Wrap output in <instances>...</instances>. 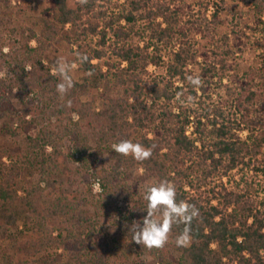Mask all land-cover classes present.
<instances>
[{
    "label": "trees",
    "instance_id": "1",
    "mask_svg": "<svg viewBox=\"0 0 264 264\" xmlns=\"http://www.w3.org/2000/svg\"><path fill=\"white\" fill-rule=\"evenodd\" d=\"M43 15L28 33H0L7 68L0 125L14 134L20 113L24 137L16 149L0 144V264H36L27 258L61 248L75 264H107L104 218H113L129 246L153 264L176 263L174 252L177 264H264V0H76L73 7L50 0ZM62 42L76 47L86 73L63 96L53 73ZM247 52L254 65L242 59ZM81 55L88 57L82 64ZM88 89L101 91L100 108L83 99ZM67 137L74 144L65 153ZM125 139L151 147L152 156L138 162L115 153L112 144ZM92 153H110L114 164L97 169ZM68 163L87 183L71 196L55 178ZM27 168L38 183L22 179ZM162 180L175 185L177 202L199 209L186 247L176 244L183 224L160 249L132 240L130 226L147 215L138 184ZM41 264L71 263L50 256Z\"/></svg>",
    "mask_w": 264,
    "mask_h": 264
},
{
    "label": "rangeland",
    "instance_id": "2",
    "mask_svg": "<svg viewBox=\"0 0 264 264\" xmlns=\"http://www.w3.org/2000/svg\"><path fill=\"white\" fill-rule=\"evenodd\" d=\"M76 0H68V3L71 7L74 6ZM123 2V0H121ZM50 6V0H30L29 2H23L21 0H0V33L15 31V35H19L20 33H28V29L35 26L40 18L44 15V11ZM241 9L248 12V6L246 3L241 4ZM248 22H250L253 17L252 14L246 16ZM32 46H35L36 43L33 41L31 43ZM58 52L57 54L54 53L56 57L64 56L70 63L76 64V68L72 72V77L78 81L82 82L83 79L86 77V73L81 69L74 50L76 47H71L67 42H62L61 44L57 45ZM8 50V48H5ZM4 49V51H5ZM7 52V51H5ZM245 63L254 65L256 63L255 55L253 52H247L245 56L242 58ZM48 63V61H45ZM97 63V61H94ZM150 71L155 72L158 71L155 67H151ZM6 64L0 58V78L6 77ZM100 90L99 89H88L86 94L83 96L85 101L95 100L96 107L102 106V100L100 98ZM14 102L16 103V108L19 110L22 108V104L15 99ZM20 117L21 114H16L13 118L12 124L15 129H17L14 134H9L6 130H3L0 125V144L2 146H8L12 149H16L22 147L24 142V137L22 136L21 132L19 131L20 126ZM30 118V117H28ZM75 120H78L77 114L74 116ZM37 128H32L29 132L31 135H35L37 133ZM191 130V129H190ZM73 141L71 138L67 137L63 142V150L67 153L71 146H73ZM53 148L47 146V151L50 153L52 152ZM91 162H95V167L97 169H108L112 167L114 164V159L110 153H104L96 155V153H92L90 157ZM136 176L143 177L144 170H140L136 173ZM59 184H62L61 192L67 195H73L76 193H82L86 189L87 183L84 179L77 173L76 171V164L68 163L66 170L63 173L55 176ZM22 179L27 183L34 182L38 183L40 176L35 170L27 168L22 175ZM223 182L227 183L228 185V178H224ZM94 183V193H99L96 191V184ZM150 182H140L138 184V192L143 195L145 190ZM44 186V184H42ZM188 189V187H187ZM72 201V200H71ZM49 202V201H48ZM88 207V206H86ZM83 207V209H86ZM102 231L106 235L108 242L111 244V258L109 259L107 264H126L127 261H134L138 262L141 259L145 260L148 264L155 263L154 258L151 257L149 254L141 255L138 253V250L134 247L132 248L129 246L127 236L115 225L113 218H104L101 220ZM38 234L27 233L25 234L24 238H32L37 237ZM173 243V239L169 234V240L167 244ZM5 251L4 245L0 244V255L3 254ZM55 257L60 260V263L69 262L71 264H75L74 259L71 255L65 251L63 248L61 249H49L46 252L41 253L37 257L27 258L29 261H36V264H41L43 257ZM173 258L175 259L176 263H178V259L180 254L178 252L173 253ZM26 257H24L25 259ZM22 259V258H21ZM17 261V260H16ZM18 261H21L20 258ZM19 264V263H17Z\"/></svg>",
    "mask_w": 264,
    "mask_h": 264
},
{
    "label": "clouds",
    "instance_id": "3",
    "mask_svg": "<svg viewBox=\"0 0 264 264\" xmlns=\"http://www.w3.org/2000/svg\"><path fill=\"white\" fill-rule=\"evenodd\" d=\"M81 5L87 0H79ZM5 51H8L5 49ZM87 55L79 57L80 63L86 62ZM76 64L70 63L64 56L57 59L53 73L61 78L56 86L57 92L63 96L73 87L72 72ZM91 75V73H88ZM189 82L194 86H200L199 76L188 77ZM192 98L189 97V100ZM75 116V114H73ZM115 153L122 156H131L138 162H143L152 156V148H146L140 143H133L131 140H121L112 144ZM177 190L173 183L162 180L146 188L144 199L147 201V215L142 221H134L129 230L133 233L132 240L146 248H163L169 240V234L174 225L183 224V230L176 238L179 247H186L192 239V221L199 217V209L194 204L185 200L177 202Z\"/></svg>",
    "mask_w": 264,
    "mask_h": 264
},
{
    "label": "built area",
    "instance_id": "4",
    "mask_svg": "<svg viewBox=\"0 0 264 264\" xmlns=\"http://www.w3.org/2000/svg\"><path fill=\"white\" fill-rule=\"evenodd\" d=\"M96 191L101 192V188H100L99 183L96 184Z\"/></svg>",
    "mask_w": 264,
    "mask_h": 264
}]
</instances>
